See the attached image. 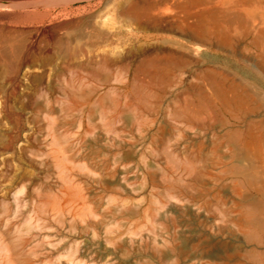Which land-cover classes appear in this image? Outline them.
Here are the masks:
<instances>
[{"label": "rangeland", "instance_id": "obj_1", "mask_svg": "<svg viewBox=\"0 0 264 264\" xmlns=\"http://www.w3.org/2000/svg\"><path fill=\"white\" fill-rule=\"evenodd\" d=\"M227 1L0 0V264H264V107L213 86L264 98V68Z\"/></svg>", "mask_w": 264, "mask_h": 264}, {"label": "bare ground", "instance_id": "obj_2", "mask_svg": "<svg viewBox=\"0 0 264 264\" xmlns=\"http://www.w3.org/2000/svg\"><path fill=\"white\" fill-rule=\"evenodd\" d=\"M263 0H228L227 1V9L225 11V15H221L222 16V21H223V24L221 23L220 25L218 24L217 25V36L220 38V39H224L226 36H227V32L228 34H231V31L234 30L236 31V28L237 26L235 25L236 23H238L240 25L241 23V20L243 19V15H246V18L244 20V23L247 21L248 22V27H251V30L254 31V33H252V31H248L247 32V36L250 37V43L251 45L256 48L257 50H260L261 53H258V62L256 65L257 66H262L264 68V17H260L259 15H264V11L260 10V7H262V4ZM223 12V11H222ZM193 16H197V15H191V17ZM202 16V15H201ZM209 17V16H208ZM195 18V17H194ZM201 18V19H200ZM200 18H197V19H200L201 20H205L206 18V15H205V18L203 17H200ZM210 18V17H209ZM207 19V18H206ZM199 21V22H200ZM213 22V19L210 20ZM209 21V22H210ZM218 21V20H217ZM202 22V21H201ZM200 22V26L202 25ZM208 22V21H207ZM215 22V21H214ZM220 22V21H219ZM203 23V22H202ZM195 25V24H194ZM192 25V26H194ZM244 25V24H243ZM197 27L198 29L200 28ZM214 26V24H213ZM203 27H206L205 30L203 31L205 33L206 29H207V26H203ZM194 31L198 30V29H195L194 27H191ZM215 28V27H214ZM246 28H247V25H246ZM233 31V32H234ZM197 32H201L200 29L199 31ZM207 32V31H206ZM202 33V32H201ZM211 33H212V30H211ZM216 33V32H215ZM198 35V33H196ZM208 35V34H207ZM210 35V34H209ZM206 36V35H205ZM205 36L203 37V39L205 38ZM202 37V36H201ZM200 38V37H199ZM167 53V52H166ZM162 54V53H161ZM167 54H170V53H167ZM149 54H147L148 56ZM172 55V54H171ZM146 56V58H147ZM153 57V56H152ZM151 57V58H152ZM177 57V56H176ZM176 57H172L171 58L173 59L174 58V61L173 62H177L175 61ZM145 58V57H144ZM155 59V57H153ZM143 59V58H142ZM141 59V60H142ZM172 59H170V55H169V60H171L170 63L172 62ZM152 60V59H151ZM157 60V58L155 59ZM164 61H166L165 59H163ZM144 61V60H143ZM150 61V59H149ZM163 61V62H164ZM140 62V61H139ZM142 62V61H141ZM155 61L153 60L152 63H150L151 65L154 63ZM162 62V63H163ZM145 63V62H144ZM157 63V62H156ZM161 63V62H160ZM159 63V64H160ZM162 63L160 65H162ZM166 63V62H164ZM163 63V64H164ZM174 64V63H173ZM176 64V63H175ZM174 64V65H175ZM140 65V64H139ZM148 65V64H146ZM159 65V66H160ZM129 65H127L126 67H128ZM138 66V64H137ZM143 66V65H142ZM155 66V65H154ZM153 65H152V68H155ZM158 66V67H159ZM166 66V65H165ZM171 66V65H169ZM139 68H141L140 66H138ZM145 67V66H144ZM164 67V66H163ZM161 66V68H163ZM147 68V67H146ZM148 68H151L148 66ZM262 68V69H263ZM208 70V69H207ZM205 70V72L207 71ZM209 71V70H208ZM206 72L205 73V76L206 74H209V72ZM214 74V73H213ZM222 74V73H221ZM215 76V74H214ZM227 76V75H226ZM200 77V76H199ZM208 77V76H207ZM208 80H210L209 78H207ZM211 77V76H210ZM216 77V76H215ZM218 77V76H217ZM229 77V75L227 76ZM222 78V77H221ZM217 79V78H216ZM232 79V78H231ZM230 79V80H231ZM223 80V79H222ZM221 80V81H222ZM228 81V80H227ZM227 81H224L225 84H227L226 82ZM220 82V80H219ZM221 83V82H220ZM218 83V81H215L214 80V83H213V86H215L216 88V91L218 89V91H221V92H218L219 94H221V99L222 101L224 102L225 104V107L227 108L230 103L234 102L235 105L238 107V108H241V109H246L247 112H255L257 110H260L261 108L264 107V98L260 96L261 94V89L263 88H260L259 86H257L254 83L252 82H249L247 80H232L231 82H229L227 84V87L225 85H223L222 83L220 84ZM222 85V86H221ZM229 92V93H228ZM248 114V113H247ZM254 121V120H253ZM261 126H263L264 128V118L259 120ZM255 123V121H254ZM252 125V122L250 121L249 122V127ZM250 129V128H249ZM251 133V131H250ZM249 133V135H250ZM252 137V134L250 135ZM248 136V137H250ZM248 137L245 139L246 141V144H248L250 146L251 142H253L251 139H248ZM264 141V140H263ZM257 159L258 161L264 165V145L261 146L258 150H257ZM259 167H262V166H259ZM263 223V221H262Z\"/></svg>", "mask_w": 264, "mask_h": 264}]
</instances>
